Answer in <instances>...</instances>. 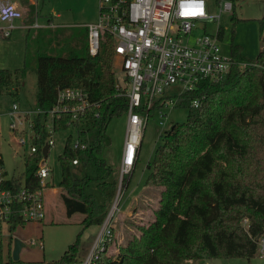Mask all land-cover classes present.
<instances>
[{"label": "trees", "instance_id": "trees-1", "mask_svg": "<svg viewBox=\"0 0 264 264\" xmlns=\"http://www.w3.org/2000/svg\"><path fill=\"white\" fill-rule=\"evenodd\" d=\"M234 14L232 20L238 21ZM33 15L34 7L30 6L25 20L30 22ZM260 22L262 29L264 16ZM82 28L81 33L72 31L70 37L76 46L66 52L38 48L34 109L40 112L34 115V143L41 148L49 139L48 112L56 103L59 88H82L92 101L100 102V114L88 112L77 121L76 136H68L59 155L62 179L58 193L66 213H83L82 223L89 226L103 224L117 195L113 167L100 154L112 143L109 125L126 113L128 97L116 87L113 37L103 31L99 51L92 55L88 29ZM231 55L235 63L224 79L204 80L199 90L179 102L178 107L189 110L187 120L164 133L163 143L148 164L145 184L159 189L153 219L134 224L138 233L130 234L116 251H110L112 239L94 264H182L184 260L219 257L250 260L258 254L257 239L264 235V69L253 62H264V46L256 58H249L232 39ZM241 62L246 66L241 67ZM27 71V60L22 68H0V95L20 86ZM196 97H202V104L190 107ZM70 121L68 113L56 117L54 131L69 129ZM41 158L39 150L26 162L23 176L31 189L40 187L36 173ZM131 177L126 178V187ZM20 180H15L16 187ZM93 182L100 199L88 192ZM52 184L49 180L46 187ZM244 218H248L247 226L242 225ZM19 222L25 225L16 221L12 230ZM113 232L115 235L114 226ZM79 249L80 235L60 258L46 264H72L80 260ZM6 256L9 264H20L13 259L11 244ZM4 259L0 244V264Z\"/></svg>", "mask_w": 264, "mask_h": 264}, {"label": "built area", "instance_id": "built-area-1", "mask_svg": "<svg viewBox=\"0 0 264 264\" xmlns=\"http://www.w3.org/2000/svg\"><path fill=\"white\" fill-rule=\"evenodd\" d=\"M99 4L98 19L86 24L88 47L90 53L96 55L101 33L107 31L113 37L115 58L122 75V79L117 77L116 87L120 94L128 97L127 123L121 151L119 192L90 251L85 258L72 264H94L98 253L106 250L112 241V222L118 209L122 180L133 171L140 157L150 117L159 112L167 119V110L178 107L188 94L199 90L204 80L218 82L224 79L235 63L232 55L223 54L221 46L225 33L223 19L233 13L234 0H100ZM37 5L38 0H0V42L9 39L18 27H42ZM30 6H36L34 21L17 25L15 21L25 19ZM48 25L52 26L51 23ZM246 64L241 62L240 66ZM253 65L264 69V62H253ZM201 104L202 97H196L191 100L190 107ZM100 106V102L92 101L82 88H59L56 103L48 112L50 136L40 148L34 143V115L40 110L21 109L18 102L13 103L9 111L13 118L9 123L11 138L7 140L13 155L23 158L25 168L30 155L41 150L42 158L36 173L40 187L31 189L25 184V169L9 174L0 152V244L3 249L8 251L10 244L13 249L12 227L16 221L26 224L46 218L45 189L53 171L48 157L54 145V119L68 113L72 127L77 130L75 123L88 112L98 116ZM159 123L164 125L165 121L162 119ZM45 145L49 146L46 157ZM73 162L76 164L78 160ZM19 177L21 185L16 187L15 180ZM244 221L248 222V218ZM20 225L19 222L17 226ZM257 243L258 254L264 256V235ZM31 244H36V240H31Z\"/></svg>", "mask_w": 264, "mask_h": 264}, {"label": "rangeland", "instance_id": "rangeland-1", "mask_svg": "<svg viewBox=\"0 0 264 264\" xmlns=\"http://www.w3.org/2000/svg\"><path fill=\"white\" fill-rule=\"evenodd\" d=\"M99 1L38 0V20L42 27H18L13 30V34L9 39L0 42V68H22L25 60H27L28 66L27 75L21 85L14 86L10 91L3 92L0 95V133L3 135L0 136V152L4 157V166L9 174L21 173L25 169L23 158L21 156L15 157L13 148L7 142L11 138L9 123L13 120L12 116L9 115V111L12 109L14 102H18L21 109H24L22 106L35 107L37 100L36 58L38 48L42 47L45 52L63 53L75 47L76 40L70 37L72 31L81 33L82 27H84L83 23L95 22L98 19ZM234 2L235 11L233 12L235 14L233 16H237L239 20L233 21L232 14L224 16L225 33L221 40L223 54L226 56L231 55L233 39L234 43L242 46L243 55L256 58L264 46V27L261 29L260 22V19L264 16V0H234ZM33 7L35 10L36 6ZM214 11L216 13V9ZM55 13L60 14L57 21L69 25L59 26L60 28L52 26L50 27L52 29L48 31L47 20L48 18L51 20ZM32 20L34 21V18ZM32 20L27 22L25 19H17L15 22L21 26L22 24H30L33 22ZM71 24L77 26L72 27ZM39 31L41 32L40 36H38ZM196 33H200V31ZM113 67L116 76H120L119 79H122L116 58H114ZM167 112V119H164L165 117L161 116L159 112H155L150 117L141 148V159L138 165H135L136 168L134 167L133 173L131 172L123 177L118 209L112 222L116 234L110 251H116L130 234L138 233L134 224L148 223L154 217L153 209L159 201V189L146 188L145 181L150 171L148 164L152 163L156 149L163 143V137L160 134L170 129L173 124L186 121L189 110L184 107H175L167 110ZM14 118L16 119V115ZM162 119L165 121L164 125L159 123ZM126 123L127 113L117 116L111 121L108 132L112 138V143L105 146L100 154L113 167L112 177L118 181V189L121 178V151L125 139ZM76 132L77 130L73 127L54 132V145L51 147L48 157V163L53 169L50 177L53 184L45 189V192L51 191L52 195L50 196L53 198V202L46 218L27 222L24 226L20 225L12 230V235L19 237L25 243L20 253V264H46L50 260L58 259L69 245L76 241L79 235V256L85 258L91 249L89 243L96 238L103 227V224L85 226L82 223L85 215L80 212L68 216L61 197L54 194V190L58 189L62 179L59 155L63 153L68 136L70 134L76 136ZM131 174L130 184L126 187L125 180ZM145 188L146 191L141 194ZM88 192L93 193L100 199L101 195L95 182L90 185ZM111 206L109 210H111ZM122 212H126V214L122 216ZM242 225L247 226V222L243 220ZM33 239L36 240V244H31ZM41 242L43 246H41ZM7 253L8 251L4 249L5 259L3 264H9L8 258H6ZM205 262L210 264H264V256L257 254L256 257L250 260L239 257L190 259L184 260L182 264H204Z\"/></svg>", "mask_w": 264, "mask_h": 264}, {"label": "crops", "instance_id": "crops-1", "mask_svg": "<svg viewBox=\"0 0 264 264\" xmlns=\"http://www.w3.org/2000/svg\"><path fill=\"white\" fill-rule=\"evenodd\" d=\"M60 17V14L59 13H55L54 15H53V17H52V21L48 18V20H47V23L46 24H48V23H51L52 24V26H64V25H69V24H64V23H61V22H59V21H57V18H59ZM88 23H90V22H88ZM88 23H83V25L85 26V27H87L86 26V24H88ZM52 26H50V27H52ZM71 26L72 27H74V26H77V25H75V24H71ZM47 27H49V26H47ZM24 109H26V110H34V108H32V107H28V106H22ZM140 157H139V159H138V161H137V163H136V166L138 165V163H139V161H140ZM136 168V167H135ZM146 188H148L147 186H146ZM146 188L141 192V194L143 193V192H145L146 191ZM54 194H57V195H59V193H58V189H55L54 190ZM140 194V195H141ZM50 195H52V193H51V191L49 192H45V200H46V207H47V213H48V211L51 209L50 208V205L52 204V202H53V198H51V196ZM126 214V212H122L121 213V215L123 216V215H125ZM46 216H47V214H46ZM94 240L95 239H93V241H91L89 244H90V247H92V245H93V242H94ZM78 258H80V259H82V257H80L79 256V253H78Z\"/></svg>", "mask_w": 264, "mask_h": 264}, {"label": "water", "instance_id": "water-1", "mask_svg": "<svg viewBox=\"0 0 264 264\" xmlns=\"http://www.w3.org/2000/svg\"><path fill=\"white\" fill-rule=\"evenodd\" d=\"M48 148H49V146L48 145H45V147L43 149V152H44L45 157L48 154ZM24 246H25V243H24V241L22 239H20L19 237H14V243H13V249H12V256H13V259L15 261H18L19 260L21 250H22V248Z\"/></svg>", "mask_w": 264, "mask_h": 264}]
</instances>
